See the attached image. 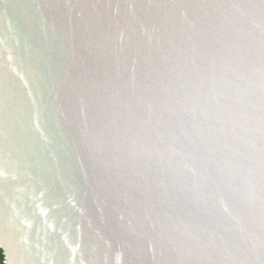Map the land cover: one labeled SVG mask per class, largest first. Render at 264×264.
I'll return each mask as SVG.
<instances>
[{"label": "water", "instance_id": "95a60500", "mask_svg": "<svg viewBox=\"0 0 264 264\" xmlns=\"http://www.w3.org/2000/svg\"><path fill=\"white\" fill-rule=\"evenodd\" d=\"M3 264H264V0H0Z\"/></svg>", "mask_w": 264, "mask_h": 264}, {"label": "trees", "instance_id": "16d2710c", "mask_svg": "<svg viewBox=\"0 0 264 264\" xmlns=\"http://www.w3.org/2000/svg\"><path fill=\"white\" fill-rule=\"evenodd\" d=\"M3 253L2 250L0 249V264H3Z\"/></svg>", "mask_w": 264, "mask_h": 264}]
</instances>
